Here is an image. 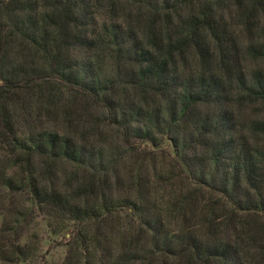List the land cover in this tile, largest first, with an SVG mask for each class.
<instances>
[{
	"label": "trees",
	"instance_id": "1",
	"mask_svg": "<svg viewBox=\"0 0 264 264\" xmlns=\"http://www.w3.org/2000/svg\"><path fill=\"white\" fill-rule=\"evenodd\" d=\"M244 56L264 0H0V264H264Z\"/></svg>",
	"mask_w": 264,
	"mask_h": 264
},
{
	"label": "rangeland",
	"instance_id": "2",
	"mask_svg": "<svg viewBox=\"0 0 264 264\" xmlns=\"http://www.w3.org/2000/svg\"><path fill=\"white\" fill-rule=\"evenodd\" d=\"M237 22H238V19H237ZM237 36L244 50V48L248 45L247 39H249V36L247 37V35L243 32L241 26L237 27ZM242 63L246 67L248 74L250 73L252 74L256 68L264 69V61L258 64L252 60L251 56H244ZM53 246L54 245H52L49 240L45 239L42 242L41 252L44 253L50 247V253L46 257L47 263L48 264H60L64 256V248L61 246L53 248ZM36 264H41V263H36Z\"/></svg>",
	"mask_w": 264,
	"mask_h": 264
}]
</instances>
